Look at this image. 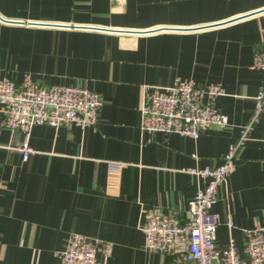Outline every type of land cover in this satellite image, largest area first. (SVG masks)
Segmentation results:
<instances>
[{
	"label": "crops",
	"instance_id": "1",
	"mask_svg": "<svg viewBox=\"0 0 264 264\" xmlns=\"http://www.w3.org/2000/svg\"><path fill=\"white\" fill-rule=\"evenodd\" d=\"M0 18L21 23L0 20V81L83 88L103 103L96 126L33 128L26 161L15 151L23 134L0 113V264H62L56 253L73 234L111 244L110 264H169L144 248L146 215L181 218L208 182L189 170L220 166L255 117L264 0H0ZM178 79L219 84L228 125L195 139L143 132V95ZM213 211L216 246L232 239L243 256L247 232L264 225V111Z\"/></svg>",
	"mask_w": 264,
	"mask_h": 264
},
{
	"label": "built area",
	"instance_id": "2",
	"mask_svg": "<svg viewBox=\"0 0 264 264\" xmlns=\"http://www.w3.org/2000/svg\"><path fill=\"white\" fill-rule=\"evenodd\" d=\"M251 69L264 75V44L254 54ZM219 84L200 86L194 80L178 79L172 86L153 88L142 98L141 130L145 133L177 134L198 138L212 128L224 129L228 119L215 106L222 96ZM99 94L77 87L40 88L26 78L22 84L5 79L0 81V113L4 127L19 131L24 144L16 148L26 161L33 150L28 144L33 128L49 126H96L102 107ZM256 113L239 140L230 146L216 168L189 170V173L208 179L205 189L199 190L188 203L181 218L164 211L146 215L143 226L144 248L169 258V264H264V225L246 234L243 256L231 239L225 247L216 246L219 218L213 211L219 189L233 171L235 154L247 138L256 117L264 111V88L255 98ZM121 164L110 163L111 172ZM232 227V223L228 224ZM112 245L94 242L85 236L71 235L62 251L56 253L62 264H110Z\"/></svg>",
	"mask_w": 264,
	"mask_h": 264
},
{
	"label": "water",
	"instance_id": "3",
	"mask_svg": "<svg viewBox=\"0 0 264 264\" xmlns=\"http://www.w3.org/2000/svg\"><path fill=\"white\" fill-rule=\"evenodd\" d=\"M246 17H248V16H243V17L231 20L229 22H225V23H221V24H215V25H211V26H206V27H203V28H195V29H189V30H183V29L182 30L181 29H159V30H154V31H151V32H146V33H155V32H160V31H185V32H187V31H198V30H204V29H210V28H216V27L225 26V25L231 24L233 22L245 19ZM0 20L5 22V23H10V24H21V23L7 22L5 20H2L1 18H0ZM31 25L44 26V25H39V24H31ZM49 26H51V25H49ZM51 27L65 28L66 26H51ZM67 28H69V27H67Z\"/></svg>",
	"mask_w": 264,
	"mask_h": 264
}]
</instances>
